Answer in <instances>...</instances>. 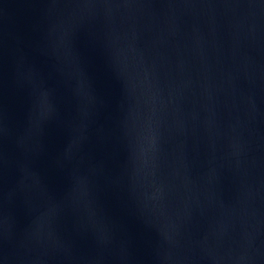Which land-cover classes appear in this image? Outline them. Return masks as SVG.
<instances>
[{
	"label": "water",
	"instance_id": "1",
	"mask_svg": "<svg viewBox=\"0 0 264 264\" xmlns=\"http://www.w3.org/2000/svg\"><path fill=\"white\" fill-rule=\"evenodd\" d=\"M0 264H264V0H0Z\"/></svg>",
	"mask_w": 264,
	"mask_h": 264
}]
</instances>
